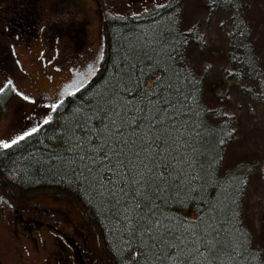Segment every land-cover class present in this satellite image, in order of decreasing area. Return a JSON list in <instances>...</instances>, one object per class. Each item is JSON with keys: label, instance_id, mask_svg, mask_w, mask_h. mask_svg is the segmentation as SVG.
<instances>
[{"label": "trees", "instance_id": "trees-1", "mask_svg": "<svg viewBox=\"0 0 264 264\" xmlns=\"http://www.w3.org/2000/svg\"><path fill=\"white\" fill-rule=\"evenodd\" d=\"M183 2L103 13L94 71L48 118L0 147V188L72 200L109 264H264L242 211L251 163L224 166L234 121L204 98L188 51L201 40ZM34 7L12 0L13 27H29ZM206 7L232 12L226 59L235 69L225 80L240 85V69L263 63L255 35L239 0ZM13 92L10 82L0 90L2 111ZM261 163L264 182V156Z\"/></svg>", "mask_w": 264, "mask_h": 264}, {"label": "rangeland", "instance_id": "rangeland-1", "mask_svg": "<svg viewBox=\"0 0 264 264\" xmlns=\"http://www.w3.org/2000/svg\"><path fill=\"white\" fill-rule=\"evenodd\" d=\"M34 1L36 20L17 31L10 16L12 0H0V90L7 82L14 87L5 109H0V147L48 118L54 104L91 75L101 56L103 13H139L169 0ZM206 2H183V12L201 40H192L188 51L206 102L234 121L224 166L251 163L242 211L253 245L264 254V28L256 24L264 21V0H239L249 33L255 35L253 48L263 60L259 68L247 65L238 71L240 85L225 80L235 69L226 59L229 32L237 29L230 21L232 12L209 11ZM7 197L11 206L0 207V264H76L72 246L78 249L83 240L91 247L94 263L109 264L94 227L72 200L50 191Z\"/></svg>", "mask_w": 264, "mask_h": 264}, {"label": "flooded vegetation", "instance_id": "flooded-vegetation-1", "mask_svg": "<svg viewBox=\"0 0 264 264\" xmlns=\"http://www.w3.org/2000/svg\"><path fill=\"white\" fill-rule=\"evenodd\" d=\"M16 30L19 31L18 29H16ZM0 195H4L3 192H1V189H0ZM4 203H6L9 207L11 206L10 202L8 201V198H7V201H5L4 199H0V207ZM72 242L75 243L76 241H72ZM76 247H78V249H75V247L72 246L73 251L76 253V255H74V257H73L74 259H76L75 260L76 264H98V263L93 262L94 261L93 252L91 251V247L87 243V241L83 240V244L78 245ZM79 249H81V251H79ZM81 256H85V257L88 256V258L84 259V257H81Z\"/></svg>", "mask_w": 264, "mask_h": 264}, {"label": "water", "instance_id": "water-1", "mask_svg": "<svg viewBox=\"0 0 264 264\" xmlns=\"http://www.w3.org/2000/svg\"><path fill=\"white\" fill-rule=\"evenodd\" d=\"M0 199H4L6 201V197L3 195H0Z\"/></svg>", "mask_w": 264, "mask_h": 264}]
</instances>
